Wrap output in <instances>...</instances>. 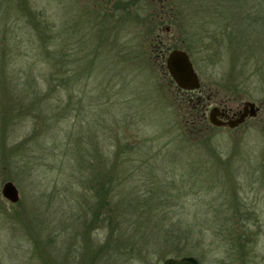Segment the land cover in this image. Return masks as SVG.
Returning <instances> with one entry per match:
<instances>
[{
    "label": "rangeland",
    "instance_id": "obj_1",
    "mask_svg": "<svg viewBox=\"0 0 264 264\" xmlns=\"http://www.w3.org/2000/svg\"><path fill=\"white\" fill-rule=\"evenodd\" d=\"M179 6L0 0V264H162L188 255L264 264V76L254 59L218 46L212 26L196 42L200 28L187 26ZM174 48L186 50L198 92L211 96L206 119L214 105L238 112L247 100L256 116L197 135L174 124L184 119L164 61ZM114 156L127 158L132 176L128 188L103 191L112 214L95 220L101 194L91 163L98 172ZM173 176L183 185L152 188ZM6 181L15 203L1 194ZM179 220L189 235L172 239Z\"/></svg>",
    "mask_w": 264,
    "mask_h": 264
},
{
    "label": "trees",
    "instance_id": "obj_2",
    "mask_svg": "<svg viewBox=\"0 0 264 264\" xmlns=\"http://www.w3.org/2000/svg\"><path fill=\"white\" fill-rule=\"evenodd\" d=\"M177 2L178 5H180L178 8V16L183 17L187 26H197V28H200V34H194L196 42L200 39L203 41L204 28L208 29L206 26H212L213 29L211 28L209 31H211L212 35L216 38L218 46L223 45L231 58L237 59L241 57L245 63L254 59L256 67L254 69H256L259 75L264 76V67L262 66L261 68V64L263 63L261 60L264 59V0H177ZM178 19L181 20L179 17ZM247 29L250 30L249 38L246 33ZM224 41H226V43ZM248 41H250L249 45L247 44ZM177 91L179 92L177 96L179 99L178 101H180L179 104L182 105L181 110L184 119L177 123L174 121V124H178L184 129L185 133L189 132L192 135L200 134L207 126H211L205 118V107L211 96L207 93H203L202 96H191L181 89H177ZM40 102L41 101L38 103V100L36 104L32 102L31 106L40 105ZM42 111L43 109L41 112ZM236 127L231 129H235ZM182 136V134L178 133L176 139ZM74 148L76 150L75 154H77V147L74 146ZM122 149L123 152H125L126 145L125 149L123 146ZM129 149H131V147ZM166 157L170 158L171 156L169 155ZM127 163V158H116L114 156V158L111 159L110 166H107V168H104L103 160V167L101 166V170L98 172H96L97 161L91 163L94 171L93 175L97 178V184L94 188H99L97 192L101 194L98 196V205L95 206V210L92 214L95 220L109 221L110 215L112 214L111 208H109L111 197L107 195L106 191V195H104V190H109V188H128L127 182L131 178L132 173L129 172L130 165L128 164L127 166ZM182 177L183 176H180L181 179ZM177 180L178 178L176 176H173L171 183H164L163 180H160V182L156 184V186L153 185L152 188H163V186H172V184L176 183V186L183 185L181 181V183L178 184ZM130 188H133V184L130 185ZM104 208L107 209L105 214L102 212ZM156 224L160 226V232L167 233V236L168 233L170 234L171 232L170 235L172 239H181L182 236L188 237L189 235V225L180 220L177 222L172 221V225H169L170 232L168 231L166 222L160 221L156 222ZM139 226H141V224ZM136 229L137 228H135V231ZM112 231H116V227ZM109 236V238L112 237L111 232ZM118 240L119 239H116L115 241ZM126 243L123 242L122 245ZM126 246H128V244Z\"/></svg>",
    "mask_w": 264,
    "mask_h": 264
},
{
    "label": "water",
    "instance_id": "obj_3",
    "mask_svg": "<svg viewBox=\"0 0 264 264\" xmlns=\"http://www.w3.org/2000/svg\"><path fill=\"white\" fill-rule=\"evenodd\" d=\"M165 67L168 74L179 89L196 90L200 87V78L186 50L174 48L165 57ZM224 107L214 105L208 112L211 125L234 128L243 123L246 117H254L259 111V106L254 101H245L242 108L231 116H225ZM2 196L15 203L19 200V193L11 181H6L1 188ZM162 264H199L198 259L192 255L181 257H167Z\"/></svg>",
    "mask_w": 264,
    "mask_h": 264
},
{
    "label": "flooded vegetation",
    "instance_id": "obj_4",
    "mask_svg": "<svg viewBox=\"0 0 264 264\" xmlns=\"http://www.w3.org/2000/svg\"><path fill=\"white\" fill-rule=\"evenodd\" d=\"M201 85H202V83H200V87L198 89H196V90H184V91L187 92V93H189L191 96H194V95H196V96H202L203 95V92L200 94V92H201L200 91L201 90ZM198 91H200V92H198ZM195 92H198V93L196 94ZM217 106H219V105H217ZM219 107L222 108L221 106H219ZM234 113H236V112H229L228 109H225V116H227V117L233 115Z\"/></svg>",
    "mask_w": 264,
    "mask_h": 264
}]
</instances>
